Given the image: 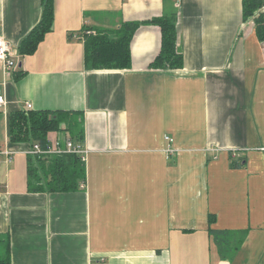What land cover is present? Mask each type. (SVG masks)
Segmentation results:
<instances>
[{
	"label": "crops",
	"instance_id": "1",
	"mask_svg": "<svg viewBox=\"0 0 264 264\" xmlns=\"http://www.w3.org/2000/svg\"><path fill=\"white\" fill-rule=\"evenodd\" d=\"M54 4L53 31L17 58L21 78L0 71L11 158L0 156V247L11 264H264V8L244 22L242 0ZM173 15L184 67L152 68L162 32L146 22ZM41 17V0H0V37L18 51ZM127 22L142 23L131 68L90 69L86 32L113 38ZM21 110L80 113L79 191H29L30 146L9 141ZM210 228L243 236L232 258Z\"/></svg>",
	"mask_w": 264,
	"mask_h": 264
},
{
	"label": "trees",
	"instance_id": "2",
	"mask_svg": "<svg viewBox=\"0 0 264 264\" xmlns=\"http://www.w3.org/2000/svg\"><path fill=\"white\" fill-rule=\"evenodd\" d=\"M42 1V17L37 26L20 43L18 52L21 57L34 55L47 34L53 31L55 21L54 0ZM243 21L252 18L264 8V0H242ZM159 26L162 32L161 52L151 64L152 68L161 70H177L184 67V58L178 52V28L176 16H161L149 22ZM141 22L124 23L111 38L102 32L85 34V60L90 69L94 70H125L132 65L131 43ZM21 78V69L17 74ZM58 132L70 137L76 145L85 143V131L79 112L73 111H16L9 116V141L12 144L36 143L47 145L49 133ZM87 182V169L83 157L79 154L56 156H29L28 187L33 193H70L79 191ZM216 222V216L210 215V226ZM215 245L222 257L224 245L231 244L234 239L227 232L212 230ZM2 240H0L1 244ZM239 250L233 248V254ZM0 264H11L9 246Z\"/></svg>",
	"mask_w": 264,
	"mask_h": 264
},
{
	"label": "built area",
	"instance_id": "3",
	"mask_svg": "<svg viewBox=\"0 0 264 264\" xmlns=\"http://www.w3.org/2000/svg\"><path fill=\"white\" fill-rule=\"evenodd\" d=\"M94 34V32L87 31L86 35ZM19 52L14 51L12 46L3 38L0 37V71L7 78L14 77L15 74L19 72L20 62L17 60L19 58ZM6 104L5 97L0 96V109L4 107ZM32 106L27 105L26 110H31ZM55 137H51L50 133L47 138V145L43 147L41 144L36 143L29 147L27 151L29 156H56V155H64V154H79L84 157V149L83 145H76L73 140L68 136H60L58 133H55ZM167 141L170 140L169 137L166 138ZM6 156V161L10 162L11 158L9 157V153L6 151L0 150V156Z\"/></svg>",
	"mask_w": 264,
	"mask_h": 264
},
{
	"label": "rangeland",
	"instance_id": "4",
	"mask_svg": "<svg viewBox=\"0 0 264 264\" xmlns=\"http://www.w3.org/2000/svg\"><path fill=\"white\" fill-rule=\"evenodd\" d=\"M231 234H232V233H231ZM236 235H237V234H236ZM237 238H238V240H236ZM242 241H243V236H241V235H237V237H235V238L232 240L231 244H229V245H224V247H223L224 250H222V252L225 253V256H226L227 259L233 257V248L236 247V245H238V246L241 245V246H242V244H240ZM216 246H217L218 250L221 251V249L218 247V245H216ZM241 246H240V247H241ZM5 251H6L5 246H1V247H0V258L4 256ZM215 251H217V250L215 249Z\"/></svg>",
	"mask_w": 264,
	"mask_h": 264
}]
</instances>
